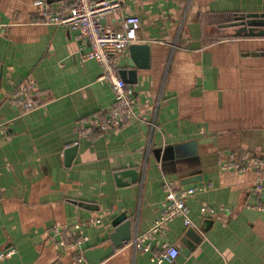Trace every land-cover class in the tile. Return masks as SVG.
Masks as SVG:
<instances>
[{
  "label": "crops",
  "instance_id": "obj_1",
  "mask_svg": "<svg viewBox=\"0 0 264 264\" xmlns=\"http://www.w3.org/2000/svg\"><path fill=\"white\" fill-rule=\"evenodd\" d=\"M66 9L75 0H49ZM104 23L121 29L122 17L140 19L146 47L118 58L123 80L135 90L138 118L114 130L96 127L114 103L100 65L80 61L72 31L38 24L31 0H0V250L15 254L0 264H71L88 250L112 245L113 222L130 221L131 240L99 264H158L162 243L179 254L161 264H264V212L247 208L254 175L221 170L227 152L264 160V36H235L234 16L264 14V0H120ZM35 84L37 109L21 114L9 101L25 81ZM67 153L71 158L67 159ZM205 190L187 200L193 226L167 224L152 252L131 242L148 232L162 208V182ZM205 203L225 220L202 215ZM100 219L78 235L55 226ZM192 228L201 240L187 237ZM58 238V237H55ZM80 264H89L86 257Z\"/></svg>",
  "mask_w": 264,
  "mask_h": 264
},
{
  "label": "built area",
  "instance_id": "obj_2",
  "mask_svg": "<svg viewBox=\"0 0 264 264\" xmlns=\"http://www.w3.org/2000/svg\"><path fill=\"white\" fill-rule=\"evenodd\" d=\"M31 4L38 11L35 22L44 25H56L74 33V38L79 43L78 59L94 60L101 67L98 81H106L113 92L114 103L104 119L96 122V127L102 132H108L121 127L125 121L138 118L135 110V90L120 77L119 56L125 49L138 41L140 19L137 16L125 15L122 17L121 29H116L103 22L105 17L121 11L120 0H75L74 4L66 9H60L49 0H31ZM5 26L0 24V34L5 31ZM35 84L31 80L22 83L9 97L10 103L16 105L21 114H26L37 109L33 98ZM12 125L10 119L0 117V134L6 133ZM221 170H233L239 173H252L254 175L251 194L257 199L255 204H246L252 208L264 212V160L253 157L247 153L227 152L219 165ZM162 193V208L153 223L151 229L137 235L130 243L141 253L152 252L156 238L162 233L167 224L177 218H181L187 227L193 226L188 215L187 200L205 190L203 186L182 188L172 182L164 181L160 186ZM223 209L215 210L203 203L200 212L202 215H214L225 220ZM100 223V219L89 218L87 220L66 226L61 229L55 226L52 230V240L63 249L78 247L88 238L80 236L71 244H67L62 238L67 235H78L81 228L92 227ZM58 237V238H55ZM16 249L11 247L0 250V261L15 254ZM179 254L178 248L167 243H162L159 252L151 256V261L158 264L164 261L172 262ZM84 256L80 253L71 264H80Z\"/></svg>",
  "mask_w": 264,
  "mask_h": 264
},
{
  "label": "water",
  "instance_id": "obj_3",
  "mask_svg": "<svg viewBox=\"0 0 264 264\" xmlns=\"http://www.w3.org/2000/svg\"><path fill=\"white\" fill-rule=\"evenodd\" d=\"M225 28H238L236 29L235 36H249V37H259L264 36V14H245L241 16H234L233 21L222 25ZM130 51L133 50H144L146 47L132 44L129 47ZM124 70H120V77L123 78ZM69 153H67V159L71 158ZM115 226L114 232L111 234V242L107 248L88 250L85 252L84 256L86 257L89 264H99L103 261L104 258L111 255L113 251L124 244H127L131 240V230H130V221L126 213H122L117 216L113 222ZM187 237H194L193 240L195 244L199 243L201 237L195 235V232L192 228L188 229Z\"/></svg>",
  "mask_w": 264,
  "mask_h": 264
}]
</instances>
